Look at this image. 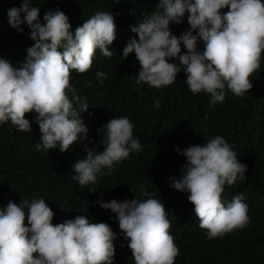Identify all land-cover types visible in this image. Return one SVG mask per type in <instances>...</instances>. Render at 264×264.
<instances>
[{
    "label": "clouds",
    "instance_id": "1",
    "mask_svg": "<svg viewBox=\"0 0 264 264\" xmlns=\"http://www.w3.org/2000/svg\"><path fill=\"white\" fill-rule=\"evenodd\" d=\"M155 8L131 26L135 36L122 49V60L134 53L139 63L133 75L136 85L146 83L159 90L172 85L183 71L192 95L210 96L209 107L224 102L226 87L238 97L252 88L249 76L259 69L264 51V0H158ZM225 8L226 12L221 11ZM39 13L40 8L31 6L29 0L7 11L9 26L22 33L21 25H26L34 43L25 49L23 61L13 64L0 58V125L10 122L16 131L30 133L25 114L35 113L41 133L36 150L64 153L88 133L81 114L89 106L75 94L70 70L88 71L97 49L111 58L109 46L116 38V25L110 12L97 11L73 32L68 17L58 8L43 14V24ZM185 17L189 27L177 37L170 24L178 25ZM96 77L103 84L105 73L97 71ZM160 105L159 99L154 100V108ZM133 127L127 116L110 119L98 130L103 150L85 145L87 155L72 165L71 179L80 187L94 185L97 174H111L114 165L141 151ZM233 148L216 135L202 144L175 149L186 163L178 178L169 177L168 186L186 194L208 239L249 223L242 194L230 202L222 200L225 185L247 178V167ZM103 169L107 171L102 173ZM140 187L147 199H98L97 203L114 214L134 264H174L178 247L168 231L165 206ZM88 190L97 192L93 187ZM53 216L43 198L19 204L9 201L0 208V264H114L117 233L107 223L77 215L54 225Z\"/></svg>",
    "mask_w": 264,
    "mask_h": 264
},
{
    "label": "trees",
    "instance_id": "2",
    "mask_svg": "<svg viewBox=\"0 0 264 264\" xmlns=\"http://www.w3.org/2000/svg\"><path fill=\"white\" fill-rule=\"evenodd\" d=\"M29 2L40 8L42 24L43 14L58 8L68 17L73 32L97 11L110 12L116 38L109 46L111 58H105L97 49L88 71L78 74L70 70L69 82L75 94L89 106L81 114L88 128L86 139L74 142L64 153L58 149L37 151L41 133L34 122L35 113L25 114L30 133L16 131L10 122L0 125V208L9 201L19 204L20 200L43 198L54 213V225L77 215H85L93 223H107L117 233L113 242L114 264H134L114 214L101 209L97 201L147 199L142 195V185L165 206L170 221L168 231L178 247L174 264H264V51L259 69L249 76L252 88L238 97L226 87L224 102L209 107L210 96L203 92L192 95L184 83L183 71L172 85L157 90L146 83L136 85L133 75L140 66L134 53L121 58L128 39L135 36L131 26L149 17L158 0ZM21 3L22 0H0V58L10 59L13 64L23 61L25 49L34 43L26 25H21L23 32L18 33L8 24L7 11ZM221 11L226 12L227 8ZM188 27L186 17L178 25L170 24L177 37ZM181 49L183 52V46ZM97 71L105 73L103 84L97 80ZM68 95L71 99L72 94ZM156 99L161 102L159 109L153 107ZM115 116L129 118L134 125L133 137L140 141L142 149L114 165L111 174H97L94 185L80 187L71 179L72 165L87 155L85 145L93 151L103 150L102 132L98 130ZM216 135L234 146L237 159L247 167L243 182L224 186L222 200L230 202L242 194L249 223L222 237L208 239L206 230L198 226L186 194L171 189L168 183L169 177H179V170L186 163L175 149L202 144ZM106 171L103 169L102 173ZM89 187L97 192H90ZM24 223L27 226V217ZM122 243L124 247L120 246Z\"/></svg>",
    "mask_w": 264,
    "mask_h": 264
}]
</instances>
